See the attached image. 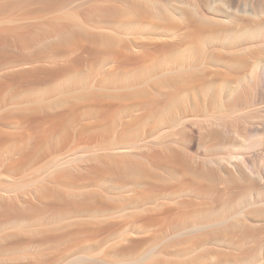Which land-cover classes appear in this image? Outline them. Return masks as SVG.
I'll use <instances>...</instances> for the list:
<instances>
[{
	"label": "bare ground",
	"instance_id": "1",
	"mask_svg": "<svg viewBox=\"0 0 264 264\" xmlns=\"http://www.w3.org/2000/svg\"><path fill=\"white\" fill-rule=\"evenodd\" d=\"M109 5L104 7L102 11L99 10L100 12H98V15H95L98 16L99 19L93 16L94 18L89 17L90 19L88 18L89 20L85 21H90L92 23H96L97 21L101 23L107 22L106 24L111 26V28L119 31H123L124 29L125 31V28L127 29L131 26L128 17L132 14L141 15L143 11H145L141 3L134 1H126L123 5L118 3L115 5L112 4L111 6ZM7 7L8 4L6 5L0 2V61H15L18 63H29L30 65L28 67L20 66L16 69L10 68L8 69L9 71L3 72L2 74L0 73V175L13 177L15 179V177H18L28 168L39 164L49 156L57 154L70 141L75 138L77 139V137L81 139L96 138L98 142L99 140L102 141L99 143L101 146H103V144L105 146L107 145L105 144V140L112 139V136L117 133L115 132L116 127H123V130L128 129V127H136L143 123L147 117L159 111V103L161 101L166 99L170 100L167 91H161L163 89L160 90V87L173 88L174 90H171V94L173 95L175 93L178 94V91L185 92L186 90L188 92L191 87L197 85V79L200 78L199 75L197 76V70H195L194 67L190 68L186 66L187 69L184 71L178 69L181 70V72L177 74H175V71L174 73L170 72L172 74L167 73L168 75H162L163 72L161 73L162 76L159 75L157 79L154 78V80H150L151 82L145 86L143 85L145 81L140 79L141 76H145L148 71L145 66L150 64L149 61L153 63L154 59L158 60V63L159 61L162 62L165 60L166 57L168 59L169 56L167 55L168 51L172 49V43H159L151 50L147 49L148 51L144 54H137L134 50L131 51L133 52L131 53L128 51L129 43L127 44L124 39H121L120 42V40L117 39L118 37H114L116 36L115 34L112 36L110 33L107 34L105 32L90 29L69 18L62 19L54 17L50 22H43L40 24H5L3 20L9 15ZM131 18L132 17L129 19ZM192 23V27L189 30L190 32L188 31L191 37L189 44L196 43L197 40H201L203 36L209 33L206 32L202 25L198 23L194 24V22ZM208 37L212 38L214 36L209 34ZM221 39H223V37ZM170 45L172 46L170 47ZM185 45H187V43ZM195 52L194 54L190 53L191 55L188 53L186 56L193 66H196L198 62L203 60H210L218 64H227V61L230 60L224 54L214 51H204V53L197 50V52ZM107 60H114L117 64L114 68L111 67V70L99 71V63L101 62L102 64V61ZM41 61L50 63L48 65H34L32 63ZM85 64H87L86 66H88L89 70L83 73L85 74L83 75L80 72ZM199 65L202 64L200 63ZM144 67L147 71L145 69L143 70ZM159 67L160 63L157 68L159 69ZM129 70H136L135 75L128 76L129 73L127 75L126 71ZM97 72H99L100 79H92L93 74L95 75ZM198 72L203 73L201 70H198ZM220 73H216L217 76H222ZM124 74L128 77H124ZM204 74H201V77H203ZM113 76L116 77L114 78ZM60 77H65V79H61ZM38 89L43 90L40 95L32 93L33 90ZM27 91H31V93L27 94L23 100L16 103L17 100L14 99V95ZM168 93H170V91ZM167 96L169 98H167ZM171 98L173 99L174 97L172 96ZM160 106L162 107V105ZM135 108L141 111L138 117L129 121H123L121 119V114H128ZM121 124L122 126H120ZM91 132H94V135H90ZM118 136L122 137L123 134H119ZM166 143L167 142L162 145L160 144L158 147L150 148L147 152L138 153L133 156H127L122 153L97 154L87 163L85 162V165H79L80 167L78 168L73 167L71 169L64 167L59 169L51 174L49 178L47 177L48 179L40 180L38 185L36 183V201L27 198L23 193H21L23 196L19 192H17V194L15 191V193L12 191L13 193L11 192L8 195L0 194V223L10 219H19L21 222H24L23 226L27 228V230L25 228V232H18L16 234L13 230V235H11L13 237L9 238V240L7 234V237L2 234V238L5 237L8 241L7 244L5 243L6 247L3 248V250L21 249L23 247L33 248L35 250L40 248L47 249L53 246H61L68 241L67 244L65 243L63 247H61L63 252L69 248H73V246L76 247L77 245L78 247V245L80 246L82 243L86 244L87 241H92L93 244L96 243L94 241H102L103 243V239L105 240L107 236L118 231L119 227L121 228L117 223L108 221L109 219L105 221L104 218L106 217H101L103 219L100 221L88 218L78 220L79 222L72 221L74 223H67V225L62 224V226L60 225L58 227L54 225L55 228L51 229H49L50 226L49 228L46 227L48 229H43L41 226L49 219L46 222L48 225L55 217L62 216V218H64L66 216L69 218L67 215H79L81 218L82 216H105L109 213L112 214V212L120 207H124V205L129 202H141L147 201L148 199L153 200L163 197L170 199L181 193H187L190 197L177 199L172 206H169L170 204H160V207L157 206L159 208H154V206L152 208L150 207L149 213L145 207L144 209L147 213L145 211L142 212V214H134L135 216L132 214L128 219L125 218L126 216L124 218L130 221L128 224H132L133 226L137 225V227L146 230L150 228L153 229L151 239H159V241L160 238L184 226L194 214L202 220L208 222L213 221L215 215L213 213L209 214V210H214L216 205L209 202L208 204L205 199L210 196L219 199L223 196L220 190L221 188L217 189L216 186L218 185V183H216V174L211 171H202L199 167L194 166L192 156L183 146L177 147V144L172 146V144L169 145V143ZM106 181L110 186L112 185L118 188L126 185H135V183L141 184V188L133 187L132 196L130 195L131 197L126 200L122 196L123 200L120 198L121 196L116 197L115 194L113 196L110 193L111 191L109 192L110 194H108L106 193L107 189L104 187L101 188L103 184H99ZM90 185H99L100 188L97 189L98 187L94 188ZM33 187H29V189ZM195 198H200L201 200L196 201L194 200ZM204 207H207V210L202 209ZM56 220L58 221L59 218ZM190 220L192 221V219ZM192 222H194V220ZM132 225H128L129 229ZM223 228L222 231L224 232L228 230L224 228L225 231ZM232 228L234 229L235 227L232 226ZM245 229L246 228L239 229V233H236L237 236L232 235L236 237V239L234 238V244L237 248L244 242H248L249 240L254 241V238L259 234L258 230H254V228L250 230ZM20 231L24 230L21 229ZM214 231H203L204 233H196L188 237H178L168 242L165 246H160V253L158 252L159 255L161 254L160 257H162V255L164 257L165 254L168 256L171 251L174 254L175 251L171 250V247L174 248L175 246L176 248V246H183L186 249L184 250L185 252H176L179 254V257L175 255L172 256L173 258H179L177 260L175 258V260L171 259L172 261L168 260V262L157 257V254L154 255L157 258L151 257V260L148 258L150 261H147L148 259L145 260L147 263L149 262L148 264H196V262H194L196 259L194 258L198 255V252L195 253V249L198 248V246L205 245L206 242L209 243L210 240H214V234H212ZM216 231L218 232L219 230ZM217 232H215L216 235L218 234ZM229 232L226 233L231 234ZM232 233L234 232L232 231ZM126 235L128 236V234ZM144 238L145 237L129 238L128 236L127 243L116 246L114 252L120 255L134 253L138 251L142 245L144 246L146 240ZM92 243L90 242L89 244ZM205 249L208 248H204L201 253L206 254V252H204ZM192 250H195L194 253L196 255L191 253L193 257H190L194 260L184 256L186 251L188 254V251L191 252ZM208 250H210V248ZM243 250L242 252L244 253ZM211 251L213 254L214 251L212 249ZM215 251L217 252V249ZM223 251L219 252L222 253ZM245 251L249 252L248 250ZM45 252L46 251L43 252L44 254L38 255L27 254L29 257L26 256L27 260H25V262L11 263V261L8 262L10 260L8 258V261L6 259L7 263L0 264H52L51 257L55 255H49V257L45 255ZM56 252L58 253V251ZM59 252H61L60 249ZM226 252L224 251V253ZM46 254L48 255L47 252ZM222 254H220L219 257L223 259L224 255ZM227 254L225 258L229 256ZM240 254L242 253L237 255ZM180 255L184 257L182 256L183 258H181ZM199 255H201L200 252ZM199 255L197 257L200 258ZM199 258H197L198 261ZM142 264H144V262Z\"/></svg>",
	"mask_w": 264,
	"mask_h": 264
},
{
	"label": "rangeland",
	"instance_id": "2",
	"mask_svg": "<svg viewBox=\"0 0 264 264\" xmlns=\"http://www.w3.org/2000/svg\"><path fill=\"white\" fill-rule=\"evenodd\" d=\"M126 1L141 3V6L145 11H143L141 15H130L128 21L131 26L127 29L125 28V31L124 29L123 31H119L111 28V26L106 24L107 22L101 23L97 21L96 23H92L90 21H85L94 18L93 16L96 14L98 15V12H100L99 10L102 11V9L109 4V6L112 4L115 5L116 3L123 5ZM0 2L5 3L6 5L8 4L7 12L9 17L7 16V18L3 20V22L8 25H14L15 23V25H27L29 23L40 24L43 22H50L54 17L62 19L69 18L90 29L105 32L107 34L110 33L112 36L115 34L116 36L114 37H118L117 39L120 40V42L121 39H124L127 44H130H128L129 52L134 50L137 54H144L159 43H172L173 46L170 45V47L172 46V49L168 51L167 55L169 57L168 59L167 57L165 59L169 65L165 60L162 62L159 61L160 67L158 69V60L154 59L153 63H158L156 64L158 66L154 65L152 61H149L150 64H146L147 66H145L148 71L145 67L143 68V70L145 69L148 72H146V77L141 76L140 78L145 81L143 84L145 86L151 82L150 80H154V78L157 79L159 75H168L175 71V74H177L178 72H181V70H186L187 67H194V69L197 70V76H200V78L198 77L199 79L196 78L198 80V82H196L197 85L191 87L188 92L186 90L185 92L178 91V94L172 92L175 93L173 95L171 94L173 88L169 89L164 87V89L163 86L160 87V90L163 89L161 91H167L170 100L166 99L161 101L159 103V111L147 117V119L138 126L128 127V129L125 130H123V127H116L115 132L117 133L112 136V139L105 140L106 143L104 141V143L107 144L105 146L104 144L101 146L99 143L102 141L99 140L98 142L96 138L81 139L77 137V139L75 138L70 141L57 154L49 156L39 164L28 168L18 177H15V179L13 177L0 175L1 195H8L12 191H15L20 194L23 193L27 198L36 201L35 195L37 194V191L35 189L37 188L39 181L46 180L47 177L49 178L51 174L59 169L64 167L71 169L73 167L78 168L81 165H85L97 154L122 153L127 156H133L138 153L147 152L150 148L158 147L160 144H165V142H167L166 144L169 143V145L172 144V146L176 144L177 147L183 146V148L192 156L194 166L199 167L202 171H211L216 174V183H218L216 186L217 189L221 188L220 190L223 195L219 199L214 196L205 199L207 203L209 202L216 205L214 210L211 211L208 209L209 214L213 213L215 215L213 221L208 222L202 220L194 214L196 216L193 215L194 218L193 216L190 218L192 221L194 220V222L190 219L187 221L188 224H191H189L190 226L186 222L184 224L186 227L182 226L180 228L181 230L178 228V230L160 238V241L159 239H151L153 229H141L137 227V225H134V227L132 224H128L130 221L125 218L128 219L132 214L133 216H135L134 214L137 215V213L142 214V212H145L146 210H148L149 213L153 206L156 208L160 204H170L169 206H172L177 199L190 197L187 193H181L170 199L163 197L153 200L148 199L147 201L141 202H129L125 204L124 207H120L121 209L118 208L112 212L113 215L109 213L105 216H82V218L79 217V215H67L69 218L66 216H63L64 218H62V216L55 217V220L53 219L55 222L52 220L51 223H49V221V224L47 225L46 222L49 220L48 219L45 224H42L41 227L43 229L46 227L49 228V226V229H51L56 226H62V224L67 225V223L71 224L75 221L87 218L100 221L104 217H106L104 218L105 221L109 219L108 221L117 223L121 226V228H118V231L107 236L105 240L103 239V243L102 241H94L96 243L93 244L92 241H87L88 244L85 242L87 245L82 243L83 246L80 244L81 247L79 245L78 247L77 245L76 247L73 246V248L66 250L68 252H62L61 248L63 247V244H67L68 241L61 246H53L47 249L40 248L38 249L40 252L37 249L35 250L28 247L3 250V248L6 247L5 243L7 244L8 242L5 237L2 238L3 235L6 236L7 234L9 237H6L9 240V238L13 237L11 236L13 235V230L15 231V234L27 230V228L23 226V221L21 222L19 219H10L0 223V263H7L9 259L8 262L11 261V263L25 262L27 257H29L27 254L38 255L44 254L43 252L46 251L48 253L47 255L45 252L46 256L55 255L51 257L52 264H142L143 262L145 264V261L148 258L151 260L156 256L160 257L161 254L159 255V249L173 239H177L178 237H188L190 235H195L196 233L199 234L207 231L213 232L215 230L214 233H212L214 234V240H210L209 243L206 242L205 245L201 244L202 246H198V248L200 247L199 249H195L196 252L195 250H192L191 252L188 251L187 254L186 251L185 255H183L186 258L191 259L193 257V254L191 255V253L198 252L199 255L200 252V258L194 253V255H196V258L194 259L197 261L192 258L196 264H264V0H0ZM85 15H88L87 19ZM95 17L98 18V16ZM130 17L132 18L129 19ZM192 22H194V24L198 23L202 25L206 32L209 33L203 36L201 40H197L196 43L189 44V41L191 40L189 30L193 25ZM209 34L214 37H208ZM222 37L223 39H221ZM186 43L187 45H185ZM175 45H177L179 49ZM193 50L196 52L197 50L200 52H218L224 54L230 60L227 61V64H218L210 60H203L198 62L202 65L195 63L196 67L186 58L188 53L194 54L195 51ZM183 54L186 55L184 56ZM32 63L34 65H48L50 62L41 61ZM116 64L117 63L114 60L102 61V64L101 62L99 63L98 70H108L111 67L114 68ZM29 65V63H18L15 61H0V73L2 74L3 72L9 71L8 69L10 68L16 69L20 66L28 67ZM86 65L87 64L82 67L80 73L83 74L89 70ZM152 65L156 67H153ZM2 67L7 69H3ZM198 70H201L203 73L198 72ZM126 72L127 75L129 73L128 76H132L135 75L136 70H129ZM218 72H221L220 74H222V76L219 74L220 77L217 76L216 73ZM161 73L163 74L161 75ZM126 74L123 76L126 77ZM201 74H204L205 77H201ZM60 78L65 79V77ZM92 79H100L99 72L95 75L93 74ZM42 91V89H38L33 90L32 93L40 95ZM169 91L170 93H168ZM29 93H31V91L21 92L14 95V99L17 100L16 103L23 100ZM168 96L167 98H169ZM172 96L174 97V100L171 98ZM160 105H162V107ZM140 114L141 111L139 109L136 110L135 108L128 114H121V119L123 121H129L138 117ZM120 126H122V124ZM91 133L90 135H94V132ZM117 134H123V138L121 136L119 137ZM101 184H103V186ZM99 185H101V188L104 187L107 189L106 193H111L113 196L115 194L116 197L121 196L120 198H124L125 200L132 196L131 193H133L134 188H141V184L139 183L129 186L126 185L120 188L112 185L110 186L107 181L104 183L101 182ZM99 185L90 186L94 188L98 187L97 189H99ZM29 187L33 188L29 189ZM194 200L200 201L201 199L195 198ZM206 208L207 207H204L202 209L207 210ZM58 218L59 220L57 221L56 219ZM128 225H132L130 229ZM229 225H232L237 229H233L232 226L231 229ZM223 227L228 230L226 231ZM222 228L226 232L230 231L229 233L231 234L222 231ZM243 228H246L245 230L254 228V230H258L259 234L254 238L255 240L252 239L254 241L249 240L248 242H244L241 246L237 245L238 248H242L240 251V249L234 244V238L236 239L234 236H237L239 233L238 231ZM21 229L24 231H20ZM216 230L219 231L217 232ZM231 230L234 233H232ZM215 232L218 233V236ZM126 234H128L129 238L145 237L144 239L146 240L150 239L147 241L145 240L144 246L142 245L143 247L141 246L142 248L140 247V249L134 253L123 255L117 254L114 252V248L127 243L128 236ZM167 237L170 238L168 239ZM90 242L92 244H89ZM178 247L179 246H176L178 250L175 246L174 248L171 247V250L175 251L174 254L172 251L168 254L171 258L165 254L166 257L164 256V258L162 255L160 259L165 261H172L175 260V258L176 260L179 259L177 257L173 258L172 256L175 255L179 257L178 253L180 251L185 252L184 250L186 249L183 246H180V250V247ZM202 247L203 249L210 248V250H204L207 255L201 253L203 252ZM32 249L38 253L33 252ZM59 249L61 252H59ZM211 249L214 251L213 254ZM216 249L218 253L215 251ZM223 250L228 252L224 253ZM245 250H248L250 253ZM219 251H223V254ZM239 253H242L240 254L242 257L237 255ZM220 254L224 255V257L221 255L223 259L219 257ZM226 254L229 255L227 258H225ZM182 256L181 258L184 257ZM197 258H199V261ZM233 258L237 259L234 260ZM150 260L148 259L147 261ZM147 261L146 264L149 263H147Z\"/></svg>",
	"mask_w": 264,
	"mask_h": 264
}]
</instances>
